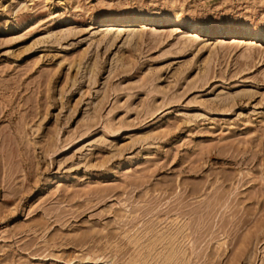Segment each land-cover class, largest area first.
I'll return each instance as SVG.
<instances>
[{"label": "rangeland", "instance_id": "374dc122", "mask_svg": "<svg viewBox=\"0 0 264 264\" xmlns=\"http://www.w3.org/2000/svg\"><path fill=\"white\" fill-rule=\"evenodd\" d=\"M0 264H264V0H0Z\"/></svg>", "mask_w": 264, "mask_h": 264}, {"label": "bare ground", "instance_id": "6f19581e", "mask_svg": "<svg viewBox=\"0 0 264 264\" xmlns=\"http://www.w3.org/2000/svg\"><path fill=\"white\" fill-rule=\"evenodd\" d=\"M123 18L125 19V21H127V20H129L130 17H128V16L126 17V16H125V17H122V19H123ZM254 37H258V34H257V33H254Z\"/></svg>", "mask_w": 264, "mask_h": 264}]
</instances>
